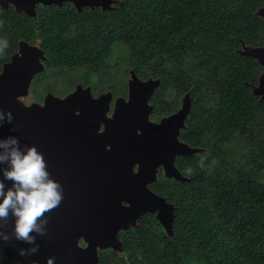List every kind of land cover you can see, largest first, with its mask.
I'll use <instances>...</instances> for the list:
<instances>
[{"label":"trees","instance_id":"16d2710c","mask_svg":"<svg viewBox=\"0 0 264 264\" xmlns=\"http://www.w3.org/2000/svg\"><path fill=\"white\" fill-rule=\"evenodd\" d=\"M111 1L107 10L38 5L34 17L0 8V71L19 41L37 46L44 60L33 89L52 76L108 74L116 54L112 68L124 77L158 80L151 120L189 93L178 140L198 152L174 163L188 182L159 173L149 186L173 207L171 235L146 213L118 233L121 251L99 250L97 264H264V99L251 91L262 68L237 53L264 46V22L253 16L264 0Z\"/></svg>","mask_w":264,"mask_h":264},{"label":"water","instance_id":"95a60500","mask_svg":"<svg viewBox=\"0 0 264 264\" xmlns=\"http://www.w3.org/2000/svg\"><path fill=\"white\" fill-rule=\"evenodd\" d=\"M71 3L76 10L99 7L107 10L111 0H0V8L11 6L15 12L35 15V5L60 6ZM264 19V7L254 17ZM246 53L264 68V48ZM39 48L17 43V51L0 71V110L12 113V122L0 124V139L15 136L20 145L35 146L43 154L52 179L63 187L58 207L46 214L47 232L38 236L35 254L20 256L17 250L29 245L10 239L0 240V252L7 261L18 264H97L98 251H121L117 235L136 225L146 213L155 214L163 231L172 233L173 207L154 194L149 185L156 181L158 169L165 179L185 183L174 166L178 156L198 152L179 142V130L190 103L159 122L149 120L152 108L148 99L158 80H139L129 71L127 94L117 98L107 116L111 94L93 97L90 88L76 86L74 91L56 97L47 93L42 104L25 105L32 78L42 72ZM264 98V72L251 88ZM102 126V130H100ZM10 185V181L6 182ZM9 217L4 231L11 233ZM82 241L84 247L79 245Z\"/></svg>","mask_w":264,"mask_h":264},{"label":"clouds","instance_id":"9594fccd","mask_svg":"<svg viewBox=\"0 0 264 264\" xmlns=\"http://www.w3.org/2000/svg\"><path fill=\"white\" fill-rule=\"evenodd\" d=\"M7 41H0V51ZM10 111L0 110V124L12 122ZM11 182L10 185L6 182ZM63 199L62 185L51 178L42 153L35 146H21L15 136L0 139V240L10 239L29 245L17 250L18 255L35 254L38 236L46 235V214L58 207ZM9 217L11 233L4 231ZM4 257L0 255V264ZM54 257L45 264H54Z\"/></svg>","mask_w":264,"mask_h":264},{"label":"rangeland","instance_id":"374dc122","mask_svg":"<svg viewBox=\"0 0 264 264\" xmlns=\"http://www.w3.org/2000/svg\"><path fill=\"white\" fill-rule=\"evenodd\" d=\"M38 5H40V4L35 5V7L38 6ZM45 7H49V6H45ZM34 13H35V8H34ZM253 16H254V14H253ZM255 18H259L260 20H263V22H264V19L260 18L259 16L255 15ZM263 48L264 47H259V46L258 47L255 46L254 47L253 45L250 46V45H243L242 44L240 46V49L237 50V53L239 55L245 57V58H249L248 56H245L246 53L250 54V52L248 50H251V49H263ZM116 57H117L116 54H114L112 56V59L110 60V67L111 68H110L108 74H101V75H98V76L90 74V76H89L88 73H84L83 72V73L76 74V75H74V77H71V78L68 77V76H64V75L57 76V77H53L52 76V77H50L48 79L41 80V84L39 85V87L36 86L34 89L32 88V84L31 85L29 84V87L27 89L26 95L21 97L20 100L25 105H29L31 102L42 104V98L47 93L52 94V95H54L56 97H63L65 95L73 92L75 87L78 86V85L79 86L81 85V86H89V87H91L92 94L93 95H97V96L107 93V92H103V91L107 90L108 88H111L112 90H114L115 94H114V96L112 95L111 98H110L109 110L108 111H111V113H112L115 99H117V98H125L126 97V94H127V80H128V77H129V72L127 74V77L126 76L124 77V75H121L119 73L120 71L114 70V68H112V62H113L114 58H116ZM249 59L258 64V62L255 59H251V58H249ZM41 63H42V61H41ZM40 73L41 72H39L37 74L39 75ZM33 78L31 80V82L33 81ZM73 83H75V84L73 85ZM124 85H125V87H124ZM46 86H48V89L50 90V92L45 93L38 102L34 101L33 98L35 96V91L36 90H43V88H45ZM82 88H84V87H82ZM124 91H125V93H124ZM122 93H124L125 95L123 96ZM188 100H189V103H191V99L189 97V93L183 94L180 97L179 107H178V109L175 112H177L181 108V106H182V104L184 102H188ZM160 171L162 172V170H160ZM262 180H264V177L262 178ZM80 242L81 241H79V245H80Z\"/></svg>","mask_w":264,"mask_h":264},{"label":"flooded vegetation","instance_id":"af4514ba","mask_svg":"<svg viewBox=\"0 0 264 264\" xmlns=\"http://www.w3.org/2000/svg\"><path fill=\"white\" fill-rule=\"evenodd\" d=\"M263 21V20H262ZM251 46V45H250ZM255 47V46H254ZM256 47H258V45L256 46ZM259 47H264V46H259ZM259 65V64H258ZM260 66V65H259ZM261 67V66H260ZM262 68V71H261V73L260 74H262L263 72H264V68L263 67H261ZM93 97L95 98V97H97V95H93ZM175 113V112H174ZM173 114V113H172ZM111 115V111H108V113H107V116H110ZM171 115V114H170ZM169 116V115H168ZM163 117H166V116H161V117H159L157 120H151L150 119V117H149V120L151 121V122H154V123H157V122H159V120L161 119V118H163ZM100 130H102V126H100ZM159 171H158V173H157V176H158V174L159 173H161L162 174V172L160 171L161 169H158ZM156 176V177H157ZM153 184V183H152ZM151 185V184H150ZM149 185V186H150ZM148 186V187H149ZM155 216V215H154ZM80 245L82 246V247H84V244L82 243V241L80 242Z\"/></svg>","mask_w":264,"mask_h":264}]
</instances>
